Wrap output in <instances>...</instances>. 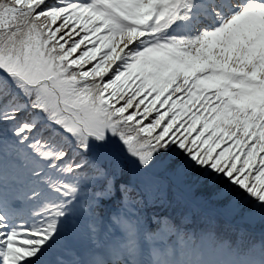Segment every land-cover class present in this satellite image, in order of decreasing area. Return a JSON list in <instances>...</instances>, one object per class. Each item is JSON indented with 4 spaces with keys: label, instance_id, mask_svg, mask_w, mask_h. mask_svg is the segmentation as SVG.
I'll return each instance as SVG.
<instances>
[{
    "label": "snow or ice",
    "instance_id": "6c2138e0",
    "mask_svg": "<svg viewBox=\"0 0 264 264\" xmlns=\"http://www.w3.org/2000/svg\"><path fill=\"white\" fill-rule=\"evenodd\" d=\"M192 17L216 63L162 82L149 26ZM205 75L220 86L185 106ZM262 88L264 0H0V264H210L209 244L264 264Z\"/></svg>",
    "mask_w": 264,
    "mask_h": 264
},
{
    "label": "rangeland",
    "instance_id": "374dc122",
    "mask_svg": "<svg viewBox=\"0 0 264 264\" xmlns=\"http://www.w3.org/2000/svg\"><path fill=\"white\" fill-rule=\"evenodd\" d=\"M158 0H143L144 5L146 6L148 3H154ZM196 17H192L191 19H184V20H177L176 22V26L175 28H173L172 32H174L176 35H178L181 39H185V41L182 43L186 48L189 49V53L188 56L185 59L184 64L182 65V67L179 69V73L180 74H184L185 73V69L186 67H191V69L189 68V70H191L190 76L189 78L192 79L193 77H196L197 73L199 72H204L207 68L212 67L213 64H215V60L213 57H209L208 60H201L197 57L192 56V45L190 44V42H188V39H192L194 38L198 32L200 31V23L198 24V27L196 28V32H191V30L189 29V24L191 22V20H194ZM187 31H189L190 33H188ZM170 30L169 28L167 30H165L164 35H169ZM110 37V35H106L104 37V39L106 40V43L103 44V48H112V52H110L108 54V57H105V60L107 61L109 57H111L114 53H116V49L120 48L121 43L123 44H127L129 40L132 39H136L138 37H140L139 35H135L134 33H130L127 32L126 37L124 35H120L119 39H117V37H113V38H107ZM103 43V42H102ZM103 48H101L100 45H97V49L99 50H103ZM123 49L121 48V51ZM90 51H96V50H90ZM197 52H199V49L196 50ZM116 58H119L118 53H116ZM209 61H212V63H209ZM145 67L146 71H149V69L146 66ZM187 81V79H186ZM221 84V82L216 78V77H209L207 75H205L204 77H200L198 78V80L193 83L191 85L190 88V95H200V93H203L204 91H207L209 88L212 87H219ZM258 103L260 104H264V89L260 94L259 97V101ZM187 104H189V101L187 100L185 102V106H187ZM242 197V195H241ZM208 251L210 252L209 256L213 257L214 256V251L213 249H211L209 246H207V250L205 253L208 254Z\"/></svg>",
    "mask_w": 264,
    "mask_h": 264
},
{
    "label": "trees",
    "instance_id": "16d2710c",
    "mask_svg": "<svg viewBox=\"0 0 264 264\" xmlns=\"http://www.w3.org/2000/svg\"><path fill=\"white\" fill-rule=\"evenodd\" d=\"M123 2L127 3L128 0H123ZM150 18L151 17L148 16L147 14H144L143 16H137L136 18L131 19L127 25V32H131V30L135 32H141L137 30V26L142 25V24L147 25ZM149 27L153 33H157L162 28H164L162 23H153ZM109 34L111 38L117 37L116 35H113L111 33ZM110 37H107V38H110ZM153 40H155L154 37H153ZM104 41L106 40L104 39ZM143 51L145 55L151 56L156 66L161 68L160 79L162 82L164 80H167L172 75H175L180 65V61H181L179 57V53L177 52L176 46L168 47L165 44H162L160 41H158L157 43H152V45L149 47H145ZM146 67L149 69V71L153 70L151 65H147ZM241 195H242L241 199L244 201L246 205H251L255 207L257 209V212H259V206L256 205L255 202L251 198H249L248 196L244 194H241ZM150 226H153V225H150ZM184 228L186 231L190 233L199 234V233L208 231L209 226H208V223L202 218L198 216H192L189 218L188 222L184 225ZM260 231H261L260 228L255 229L254 235L259 236ZM217 233H218V236L228 235L227 233H223L221 229H217Z\"/></svg>",
    "mask_w": 264,
    "mask_h": 264
}]
</instances>
